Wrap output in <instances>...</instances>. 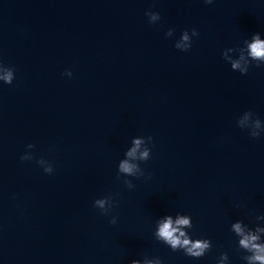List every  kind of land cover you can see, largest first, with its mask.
Segmentation results:
<instances>
[{
    "label": "water",
    "instance_id": "1",
    "mask_svg": "<svg viewBox=\"0 0 264 264\" xmlns=\"http://www.w3.org/2000/svg\"><path fill=\"white\" fill-rule=\"evenodd\" d=\"M255 33L264 0H0V64L15 72L0 81V264H247L231 225L264 226V132L237 121L264 123V65L242 75L223 52ZM149 136L144 175L118 179L132 139ZM107 196L105 215L94 201ZM177 213L211 240L203 257L156 239Z\"/></svg>",
    "mask_w": 264,
    "mask_h": 264
},
{
    "label": "clouds",
    "instance_id": "2",
    "mask_svg": "<svg viewBox=\"0 0 264 264\" xmlns=\"http://www.w3.org/2000/svg\"><path fill=\"white\" fill-rule=\"evenodd\" d=\"M206 4H212L213 0H204ZM148 17L150 24H155L161 20V16L158 12L148 11L145 13ZM174 34L173 29H169L166 33V37H171ZM199 33L195 28L189 33L185 30L180 39L175 42V48L181 51H188L191 47L192 37L198 36ZM238 52V58H232L228 56V52ZM223 58L230 63L231 68L234 71H239L242 75L247 74L252 62H256V66L264 65V39H261L260 33L252 35L251 40H245L244 46L238 49L229 48L223 52ZM243 61V64H242ZM65 75L71 77L72 72L66 71ZM15 79L14 69L0 64V81L5 84H12ZM245 121H251V129L248 134L252 138H257L264 132V123L258 118L254 117L251 111H247L243 114V118H239L237 126L241 129H246ZM152 141V137H134L131 142V146L125 152V158L119 161L118 164V179L120 176L124 177H136L144 175V171L141 169L138 162L147 161L151 158V148L148 147ZM29 149H32L34 145H27ZM33 155H29L28 152L23 154L21 161L32 160ZM38 164H45L44 159H39ZM46 173L53 171L52 165L48 163L47 167L43 168ZM124 184L132 189L135 187L133 183L125 179ZM94 207L101 210L102 214H107L113 207V201L111 196L99 198L94 201ZM257 220H264V215L258 216ZM110 223H116V217H113ZM193 227L192 219L189 215H182L177 213L175 219L171 215H166L162 219L157 221V230L154 235L158 241H162L168 245L173 251L183 250L184 254L199 259L203 257L212 247L210 239H192L189 233L185 229H191ZM231 231L238 237V247L249 253L243 257L247 264H264V242L261 241V236L264 234V226H257L254 230L249 228L241 220H237L232 223ZM228 260L227 253H222L218 264H225ZM130 264H162V261L157 257L155 259L145 258L143 261L133 259Z\"/></svg>",
    "mask_w": 264,
    "mask_h": 264
}]
</instances>
